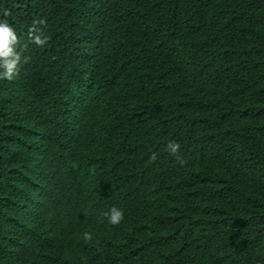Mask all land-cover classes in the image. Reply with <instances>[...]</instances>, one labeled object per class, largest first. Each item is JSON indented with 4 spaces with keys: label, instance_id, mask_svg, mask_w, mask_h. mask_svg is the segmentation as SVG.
Here are the masks:
<instances>
[{
    "label": "trees",
    "instance_id": "trees-1",
    "mask_svg": "<svg viewBox=\"0 0 264 264\" xmlns=\"http://www.w3.org/2000/svg\"><path fill=\"white\" fill-rule=\"evenodd\" d=\"M0 21L28 58L0 80V264H264V0H0Z\"/></svg>",
    "mask_w": 264,
    "mask_h": 264
},
{
    "label": "clouds",
    "instance_id": "clouds-1",
    "mask_svg": "<svg viewBox=\"0 0 264 264\" xmlns=\"http://www.w3.org/2000/svg\"><path fill=\"white\" fill-rule=\"evenodd\" d=\"M9 14L10 13L5 10L4 15L7 16ZM28 38L31 43L41 48L44 47L50 39L40 28L35 26L29 29ZM22 51L20 37H18L16 30L6 21H0V80L12 81L19 74L21 63H26L28 59L27 57L22 58ZM180 147L178 142L170 141L166 146V151L172 156H178ZM156 158L155 154L151 157L153 160ZM179 163L183 164L184 161L180 159ZM102 217V223L104 219H106L108 225L117 226L124 220V212L122 209L113 206L109 211L104 212ZM83 237L85 241L88 242L93 239L90 232H85Z\"/></svg>",
    "mask_w": 264,
    "mask_h": 264
}]
</instances>
